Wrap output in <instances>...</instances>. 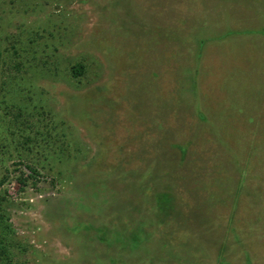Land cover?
Returning a JSON list of instances; mask_svg holds the SVG:
<instances>
[{"label":"rangeland","instance_id":"374dc122","mask_svg":"<svg viewBox=\"0 0 264 264\" xmlns=\"http://www.w3.org/2000/svg\"><path fill=\"white\" fill-rule=\"evenodd\" d=\"M263 94L264 0H0V264H264Z\"/></svg>","mask_w":264,"mask_h":264},{"label":"trees","instance_id":"16d2710c","mask_svg":"<svg viewBox=\"0 0 264 264\" xmlns=\"http://www.w3.org/2000/svg\"><path fill=\"white\" fill-rule=\"evenodd\" d=\"M82 69H83V67L80 64L73 65L71 67V70H70L71 73H72V76L74 78L80 77L82 75V72H83ZM21 107H19V108L21 109ZM16 130H18V134L17 135H19L20 138L26 139L24 141L28 140V134H27V129L26 128L20 127V128H16ZM25 169L29 171L28 175H30V176H36L37 175L36 172L31 170L29 167H25ZM0 218H1V214H0ZM1 230H2V234H4V233H6L7 227L4 226ZM1 240H0V263H5V262L10 263L7 245H5L3 240L2 241Z\"/></svg>","mask_w":264,"mask_h":264},{"label":"crops","instance_id":"0c3cea01","mask_svg":"<svg viewBox=\"0 0 264 264\" xmlns=\"http://www.w3.org/2000/svg\"><path fill=\"white\" fill-rule=\"evenodd\" d=\"M260 77L261 76H259L258 78H259V80H260ZM263 92V91H262ZM262 97H261V100L263 101V102H260V104L262 105V108L260 109V112H262V115L264 114V94L263 95H261ZM259 110V109H258ZM262 115H260V116H262ZM233 258L234 257H229V259H231L232 261H233Z\"/></svg>","mask_w":264,"mask_h":264}]
</instances>
